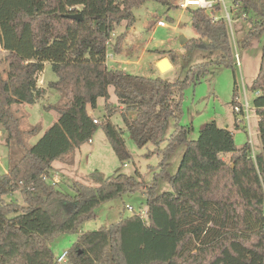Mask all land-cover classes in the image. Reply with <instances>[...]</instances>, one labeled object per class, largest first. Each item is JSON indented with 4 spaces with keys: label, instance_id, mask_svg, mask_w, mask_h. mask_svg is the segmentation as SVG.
<instances>
[{
    "label": "trees",
    "instance_id": "1",
    "mask_svg": "<svg viewBox=\"0 0 264 264\" xmlns=\"http://www.w3.org/2000/svg\"><path fill=\"white\" fill-rule=\"evenodd\" d=\"M147 1L170 6L168 0H0V48L5 52L0 58V128L6 146L26 148L25 137L39 132L38 127L20 129L15 106L34 105L47 90L63 101L44 108L54 110L57 120L0 175V264H56L50 247L55 239L79 234L99 206L141 190L145 217L133 213L81 233L66 251L67 264H264V0L234 2L247 24L241 46L262 39L259 72L251 86L257 93L258 152L250 143L236 146L233 134L215 121L205 125L197 140H189V128L180 125L184 89L215 65L234 70L228 25L214 19L219 4L210 12L190 10L197 38L184 46L217 52V61L191 66L175 83L107 67V55L120 54L126 38V32L114 38L116 27L124 23L131 28L133 10ZM72 15L81 20L70 19ZM164 54L171 64L176 61L174 53ZM46 63L56 81L41 88L37 78ZM110 87L122 106L123 128L110 122L119 111L108 102ZM100 98L106 116L95 124L89 109L96 110ZM236 98L235 89L232 105ZM171 119L174 128L164 148L156 151L160 162L151 182L93 172L91 184L72 186L73 195L49 182L53 163L73 165L76 151L99 128L124 164L129 160L125 132L138 148L159 146ZM182 146L178 169L171 174L172 159ZM163 181L170 192L159 191ZM14 193L23 205L7 200Z\"/></svg>",
    "mask_w": 264,
    "mask_h": 264
},
{
    "label": "rangeland",
    "instance_id": "2",
    "mask_svg": "<svg viewBox=\"0 0 264 264\" xmlns=\"http://www.w3.org/2000/svg\"><path fill=\"white\" fill-rule=\"evenodd\" d=\"M168 2L171 8L154 1H147L141 7L133 10L135 21L131 28L126 29L124 23L116 27L114 38L124 32H126V38L120 54L109 53L114 55L116 61V64L109 62L111 69H117L132 76L149 79L161 78L167 82L175 83L185 78L191 66L215 62L219 59V53L217 52L201 51L191 45L184 47L187 43L183 46L180 44L182 37L187 41L197 38L191 24L190 10L192 8L181 10L178 8L179 0H168ZM226 7L231 19L232 33L230 30L229 32L235 56L234 70L215 65L209 69L200 82L184 89L181 98L180 125L189 128V140H197L199 132L205 125L215 121L219 127L226 128L233 134L236 146L250 143L253 151H258L260 149L258 120L253 108L256 93L251 90V86L259 72L262 39L254 41L248 47H242L241 41L247 29V24L241 11L235 8L232 9L230 0H226ZM215 16L218 19L226 20V13L223 9L217 12ZM157 21H163L166 26L158 27L156 25ZM164 52L174 53L176 61L172 63L173 68L171 70L160 73L156 61L162 57L170 62L169 57ZM2 67L5 68V65ZM50 81H56V76L50 65L47 64L44 72L39 74L37 84L39 87L46 88ZM235 89L236 96L242 102H244L246 96L250 106L249 122L243 120L238 122L237 126L235 125V117L237 120H241V117L235 115L232 109ZM108 92L110 95L108 102L113 106H117L118 101L113 88L110 87ZM62 102V96L59 93L47 90L42 101L37 102L38 105L35 109L32 105L27 104L14 107L20 119V129L28 131L38 127L39 132L36 135L25 137L26 148H20L21 151L14 144L11 147L6 146L3 132V137L0 136V175L8 171L10 160L13 157L17 160L25 149L32 147L57 120V113L54 110L46 111L43 107L59 106ZM89 112L99 122L103 121L102 119L106 116L105 100L100 98L97 101V109L94 111L89 109ZM110 122L123 128L121 109L110 117ZM173 128L174 120L171 119L167 123L163 137L164 141L159 146L149 144L144 148L136 147L130 135L125 132L123 140L129 160L124 164L119 162L104 133L99 128L93 135L91 142L83 144L76 151L74 164L70 166L63 165L64 170L58 174L59 180L54 184L63 192L73 195L72 186L75 183L91 184L90 175L93 172H98L103 178L117 173L133 176L145 185L151 182L157 172L160 157L156 151L164 148ZM183 150L184 146L180 147L173 157L171 174L177 171ZM13 152L15 155H13ZM53 166L62 165L54 162ZM49 182H53L52 178ZM159 191L170 192L171 187L163 181L159 185ZM7 200L23 205L19 193H14ZM126 206L131 207L135 213L143 212L145 216L146 201L142 195V190L127 193L120 199L99 206L95 210L93 218L82 224L79 234L62 235L55 239L50 245L55 258L66 252L77 241L81 233L108 227L118 222L120 218L131 216L133 213L128 211Z\"/></svg>",
    "mask_w": 264,
    "mask_h": 264
},
{
    "label": "built area",
    "instance_id": "3",
    "mask_svg": "<svg viewBox=\"0 0 264 264\" xmlns=\"http://www.w3.org/2000/svg\"><path fill=\"white\" fill-rule=\"evenodd\" d=\"M230 2L232 3V7L235 8V0H230ZM215 4H219L221 9H223L226 13V23L228 25V28L230 30V32L232 33V29H231V19H230V15L227 11V7H226V0H179L178 3V8H180L181 10H186L189 8L192 9H204L207 11H211L214 7ZM214 19H218L217 17H215ZM156 25L158 27H165L166 24L163 21H157ZM257 95V93H256ZM235 105L232 106L233 112L235 115H238L241 117V120H237V122H242L243 120H246L247 123L249 122L250 119V106L249 103L247 101V98L245 96V100L244 102H242V100L239 99V97H237L235 99ZM95 124H100L101 122H99L98 120H94ZM248 130H249V124H248ZM91 142V141H89ZM55 182H53L54 184ZM126 209L134 214H138L140 216H142L143 218L145 217L143 212H139V213H135L133 211V209L129 206H126ZM146 215V214H145ZM264 215V213H263ZM56 264H67V252L62 253L58 258H56Z\"/></svg>",
    "mask_w": 264,
    "mask_h": 264
},
{
    "label": "crops",
    "instance_id": "4",
    "mask_svg": "<svg viewBox=\"0 0 264 264\" xmlns=\"http://www.w3.org/2000/svg\"><path fill=\"white\" fill-rule=\"evenodd\" d=\"M231 3V2H230ZM231 5H232V3H231ZM169 8H171V6H169ZM232 9H234L233 7H232ZM188 42V41H187ZM186 42V43H187ZM4 55H5V52L0 48V58H3L4 57ZM108 57H109V59H108ZM113 57V58H112ZM163 58L161 57L160 59H158L157 61H156V65L158 64V62H160L161 60H162ZM112 63V64H116V61L114 60V55L113 54H108L107 55V60H106V64H107V67L109 68V69H111L110 68V66H109V64L110 63ZM170 63V62H169ZM48 63H46V64H44V68H43V71H42V73L44 72V70H45V66L47 65ZM171 64V63H170ZM173 68V65L171 64V69ZM170 69V70H171ZM112 70H117V69H112ZM118 71V70H117ZM50 82H53V81H50ZM41 87V86H40ZM41 88H45V87H41ZM53 95V94H52ZM48 96H50V95H48ZM54 96V95H53ZM42 101V100H41ZM38 104L36 103V104H34V105H32V107H34L33 109H35V107L37 106ZM118 106V105H117ZM121 107V108H120ZM118 109H121L122 110V106H120ZM43 108H45V107H43ZM235 122H237V119H236V117H235ZM0 136H2L3 137V131H2V129L0 128ZM5 141V140H4ZM260 150V149H259ZM258 150V151H259ZM258 151H255V152H258ZM60 170V171H59ZM63 170H64V168H63V165L62 166H57V167H54L53 168V172L51 173V177L50 178H52V181L53 182H57L58 180H59V177H58V174L59 173H61V172H63ZM7 173V172H6Z\"/></svg>",
    "mask_w": 264,
    "mask_h": 264
},
{
    "label": "water",
    "instance_id": "5",
    "mask_svg": "<svg viewBox=\"0 0 264 264\" xmlns=\"http://www.w3.org/2000/svg\"><path fill=\"white\" fill-rule=\"evenodd\" d=\"M70 19L72 20H81V16L80 15H72L69 16ZM187 42V40L185 38H181L180 39V44L183 46L185 43ZM157 68L160 71V73H165L168 70L171 69V64L169 63V61L167 59H162L160 62H158L157 64Z\"/></svg>",
    "mask_w": 264,
    "mask_h": 264
}]
</instances>
